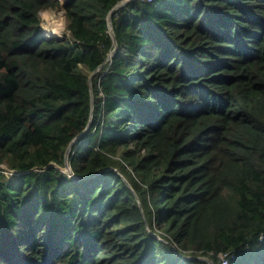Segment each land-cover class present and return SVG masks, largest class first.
<instances>
[{
  "label": "trees",
  "instance_id": "1",
  "mask_svg": "<svg viewBox=\"0 0 264 264\" xmlns=\"http://www.w3.org/2000/svg\"><path fill=\"white\" fill-rule=\"evenodd\" d=\"M119 1L0 0V264H264V0Z\"/></svg>",
  "mask_w": 264,
  "mask_h": 264
},
{
  "label": "clouds",
  "instance_id": "2",
  "mask_svg": "<svg viewBox=\"0 0 264 264\" xmlns=\"http://www.w3.org/2000/svg\"><path fill=\"white\" fill-rule=\"evenodd\" d=\"M59 1V0H58ZM62 1H64V0H62ZM62 1H59V4L61 5V10L64 12V9H63V6H62ZM131 1H133V0H120L117 4H115L112 8H111V10L109 11V13H108V16H107V21H108V24H109V30H110V33H111V35L113 36V33H112V16H113V14H114V12L116 11V10H118V9H120L121 7H123V6H125L127 3H129V2H131ZM146 1H152V0H146ZM48 8V7H47ZM45 9V8H44ZM43 10V9H42ZM63 12H61L60 13V16H61V20L63 21L64 19H65V14L63 13ZM112 12V14L110 15V13ZM40 15H41V17L42 18H47V16L49 15V13L47 12V11H43V12H41L40 13ZM109 18H110V20H109ZM67 28V27H66ZM45 28H43V25H39V33H40V35L42 36V37H45L46 39H52V38H55V39H64V38H59L58 36L59 35H61L62 33H60V32H56L55 31V29H52L51 31H52V36H46L45 35V31H48L47 29H45ZM67 32H68V36L70 35V31H69V29L67 28ZM67 36V37H68ZM115 52H116V49L114 48L113 50H111L109 53H108V55H107V58H106V60L102 63V64H100L99 65V67L95 70V71H93L92 73H91V77L90 78H92V76L94 75V74H96V73H99L101 70H102V68H103V66H104V64L105 63H108V64H110L111 63V60H112V57H113V55L115 54ZM90 82H91V80H90ZM78 137L79 136H77V137H75L73 140H72V142L70 143V145H71V148L69 149V147H70V145H69V147H68V149H69V152H70V150L72 149V147H73V143L75 142V141H79L78 140ZM68 149H67V151H68ZM68 155H69V153H68ZM4 166V165H3ZM65 166V165H64ZM71 168V167H70ZM72 170V169H71ZM65 171V170H64ZM9 172H13L14 174H15V176H17V175H19L20 174V172L19 171H15V170H12V171H7L6 173L8 174ZM67 172V171H66ZM68 173V172H67ZM70 175H72L73 177H75V175L73 174V171L71 172V173H69ZM76 177H78V176H76ZM87 179V178H86ZM222 264V263H221Z\"/></svg>",
  "mask_w": 264,
  "mask_h": 264
},
{
  "label": "rangeland",
  "instance_id": "3",
  "mask_svg": "<svg viewBox=\"0 0 264 264\" xmlns=\"http://www.w3.org/2000/svg\"><path fill=\"white\" fill-rule=\"evenodd\" d=\"M59 1H62V0H59ZM43 11H47L49 13L47 18H42L41 17L40 13L43 12ZM61 12H63V11L61 10V5L60 4H58L57 6H54V7H48V8H45V9L41 10L39 12V15H40V26L43 25V28H45V29H50V30L55 29L56 32L62 33L58 37L59 38H64V37L68 36V32H67V28H66L67 27V20H66V17H65V19L63 21L61 20V16H60ZM45 33H46V31H45ZM129 167L130 166H128V168ZM62 169L65 170V167H62ZM115 170H117V168ZM8 176L10 178H15L16 177L13 172H9ZM160 230L161 229L156 227V229H154L153 232L156 233V235H159V237L161 238V231Z\"/></svg>",
  "mask_w": 264,
  "mask_h": 264
},
{
  "label": "water",
  "instance_id": "4",
  "mask_svg": "<svg viewBox=\"0 0 264 264\" xmlns=\"http://www.w3.org/2000/svg\"><path fill=\"white\" fill-rule=\"evenodd\" d=\"M112 14V12L110 13V15ZM109 20H110V18H109ZM71 148V145H70V147H69V149ZM69 149H68V151H67V156L66 157H68V153H69ZM65 171H67L68 173H71L72 172V170H71V168H70V164L68 163V161H67V159H66V161H65ZM89 177H91V176H86V177H74L75 179H78V180H83V179H86V178H89Z\"/></svg>",
  "mask_w": 264,
  "mask_h": 264
},
{
  "label": "bare ground",
  "instance_id": "5",
  "mask_svg": "<svg viewBox=\"0 0 264 264\" xmlns=\"http://www.w3.org/2000/svg\"><path fill=\"white\" fill-rule=\"evenodd\" d=\"M48 31H46L45 35L46 36H52V31L50 29H47Z\"/></svg>",
  "mask_w": 264,
  "mask_h": 264
},
{
  "label": "built area",
  "instance_id": "6",
  "mask_svg": "<svg viewBox=\"0 0 264 264\" xmlns=\"http://www.w3.org/2000/svg\"><path fill=\"white\" fill-rule=\"evenodd\" d=\"M222 264H227V259H226V257H224V258L222 259Z\"/></svg>",
  "mask_w": 264,
  "mask_h": 264
}]
</instances>
